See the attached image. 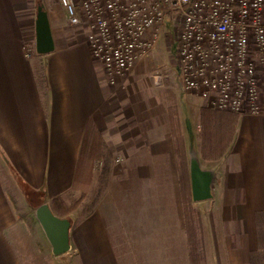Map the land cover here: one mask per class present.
I'll list each match as a JSON object with an SVG mask.
<instances>
[{"label":"crops","instance_id":"1","mask_svg":"<svg viewBox=\"0 0 264 264\" xmlns=\"http://www.w3.org/2000/svg\"><path fill=\"white\" fill-rule=\"evenodd\" d=\"M36 1L0 0V264H191L187 202L200 219L201 264H264V67L258 113L174 94L188 164L184 192L167 102L135 81L144 57L111 84L58 0H40L53 50L25 55ZM211 128L232 132L217 158L202 154L215 138ZM97 137L109 156L104 189L65 213L85 192L94 161L104 159L90 160ZM193 160L209 172L207 199L192 198ZM30 192L41 199L30 203ZM43 202L70 220L64 254L52 253L35 216Z\"/></svg>","mask_w":264,"mask_h":264},{"label":"built area","instance_id":"2","mask_svg":"<svg viewBox=\"0 0 264 264\" xmlns=\"http://www.w3.org/2000/svg\"><path fill=\"white\" fill-rule=\"evenodd\" d=\"M58 1L68 22L84 29L90 53L111 84L155 49L170 20L176 40L171 66L180 90L197 94L212 109L260 111L264 0ZM24 50L37 54L29 45ZM162 71L151 73L157 85Z\"/></svg>","mask_w":264,"mask_h":264},{"label":"rangeland","instance_id":"3","mask_svg":"<svg viewBox=\"0 0 264 264\" xmlns=\"http://www.w3.org/2000/svg\"><path fill=\"white\" fill-rule=\"evenodd\" d=\"M170 29H171V21L167 20L166 27L164 28L163 36L159 40L155 49L148 56L139 60L143 62L140 67L141 72H138V74L134 77H135V81L138 82L139 85L144 86V88H146L145 90H151L152 93L155 91H159L158 92L159 96L161 95L162 92L165 93V91H169L173 96L175 94L176 98L181 99L182 94H185L187 96L190 95L192 96L195 94L190 92L189 93L183 92L178 87V81L172 69V66L175 63L174 59L176 55V40H175V36L172 34V30L170 31ZM28 45L31 47V50L35 49V39L34 42H25L23 44V50ZM157 68L161 69V71L163 69L162 72L165 73L163 75L162 86H156L152 81L151 73ZM125 75L126 74H123V76ZM164 93H162V95H164ZM108 161H109V156L107 154L104 155V159L94 161L91 169V173L89 174V178L87 180V184L83 186L84 187L83 189H86L84 197L86 196V193L88 194L89 192L90 194H93V196H97L99 193L102 192L105 186L106 176L108 172V168L106 169V166H108ZM91 180L94 181L93 184H90ZM89 188L91 189L89 190ZM188 194L189 193H187L186 196H188ZM41 197L42 194L40 193L34 194L30 192L29 202L35 203L39 201ZM72 203L73 202H71V204ZM190 225L192 226L196 225V215L195 216L191 215ZM59 258H61V260L64 261L63 258L65 257L60 256Z\"/></svg>","mask_w":264,"mask_h":264},{"label":"water","instance_id":"4","mask_svg":"<svg viewBox=\"0 0 264 264\" xmlns=\"http://www.w3.org/2000/svg\"><path fill=\"white\" fill-rule=\"evenodd\" d=\"M34 25L36 53L46 54L52 51L54 48L53 38L47 12L42 4L36 6ZM190 179L193 200H203L210 197L209 172L202 170L195 160L191 162ZM35 216L51 245L52 253L55 255L66 253L69 250V218L54 214L46 202L35 208Z\"/></svg>","mask_w":264,"mask_h":264},{"label":"trees","instance_id":"5","mask_svg":"<svg viewBox=\"0 0 264 264\" xmlns=\"http://www.w3.org/2000/svg\"><path fill=\"white\" fill-rule=\"evenodd\" d=\"M41 1L37 0V4H40ZM164 93V92H162ZM160 95L161 99L165 102H167V109L169 112V116L171 117V124H172V135H173V140H174V145H175V156L177 158V165H178V170H179V179L182 184V189L185 192L189 188V180H188V164H187V158L185 154V147L183 143V138L180 133V127H179V122L177 118V109H176V100L174 96L169 92L165 91L164 95ZM166 94V95H165ZM204 112H207V110L202 109L201 115H204ZM212 113V112H208ZM203 119V118H202ZM212 129V128H211ZM231 129L228 132V128H221V130H215L212 129V132L215 136L214 139L211 138L209 140V149L202 150L203 157L205 158H217L220 157L225 149L228 147L229 142L231 140ZM202 134L203 138L204 137V130L202 128ZM220 137V139H216V136ZM214 143L215 145L218 146L221 143L220 150L218 152L213 151L212 146L210 145ZM100 138L97 137V142L93 143V148L90 153V160L93 161L97 158L104 157L103 151H101V145H100ZM84 194L85 192L81 193V195L69 206L65 207V213L71 211L72 209H75L78 204L84 199ZM185 211H186V223H187V231H188V236H189V243H190V249H191V264H201V261L203 260V256L201 252H198V248L201 246L200 239L198 237V232H199V226H200V220L199 216L196 214L195 210L192 208V206L187 202L185 204ZM191 215H196V225L192 226L191 224ZM201 249V248H200Z\"/></svg>","mask_w":264,"mask_h":264}]
</instances>
